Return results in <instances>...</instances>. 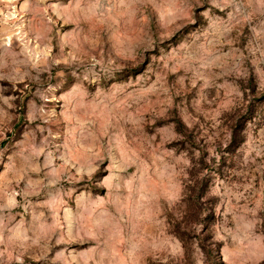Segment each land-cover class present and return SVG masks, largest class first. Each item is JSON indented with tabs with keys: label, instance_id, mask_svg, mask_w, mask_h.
<instances>
[{
	"label": "rangeland",
	"instance_id": "rangeland-1",
	"mask_svg": "<svg viewBox=\"0 0 264 264\" xmlns=\"http://www.w3.org/2000/svg\"><path fill=\"white\" fill-rule=\"evenodd\" d=\"M0 264H264V0H0Z\"/></svg>",
	"mask_w": 264,
	"mask_h": 264
},
{
	"label": "trees",
	"instance_id": "trees-1",
	"mask_svg": "<svg viewBox=\"0 0 264 264\" xmlns=\"http://www.w3.org/2000/svg\"><path fill=\"white\" fill-rule=\"evenodd\" d=\"M242 141V136L238 133V132H233L231 134V139H230V142H229V146L230 147H237Z\"/></svg>",
	"mask_w": 264,
	"mask_h": 264
}]
</instances>
